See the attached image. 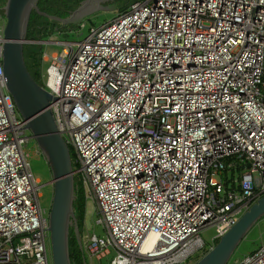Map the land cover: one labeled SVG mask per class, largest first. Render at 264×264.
<instances>
[{
	"label": "built area",
	"instance_id": "built-area-1",
	"mask_svg": "<svg viewBox=\"0 0 264 264\" xmlns=\"http://www.w3.org/2000/svg\"><path fill=\"white\" fill-rule=\"evenodd\" d=\"M0 20V264H52ZM44 45L63 47L40 78L104 234L82 242L87 264H186L264 195V0H145ZM232 264H264V242Z\"/></svg>",
	"mask_w": 264,
	"mask_h": 264
},
{
	"label": "water",
	"instance_id": "water-1",
	"mask_svg": "<svg viewBox=\"0 0 264 264\" xmlns=\"http://www.w3.org/2000/svg\"><path fill=\"white\" fill-rule=\"evenodd\" d=\"M39 0H6L2 8L4 30L2 42V74L5 87L11 95L16 110L26 121L25 128L31 134L44 157L51 174V204L48 213V231L52 264H71L69 258V230L73 229L82 251V242L75 219L73 202L74 174L69 148L58 133L54 117L49 108L51 96L32 78L23 56V46L32 44H53L55 42H30L26 40L31 12L59 22L62 26L77 24L92 8L100 7L105 0H85L66 18L47 15L39 11ZM115 9L108 5L107 11ZM249 166H246L248 168ZM264 216V196L257 199L237 222L210 247L194 264H227L234 251L250 229Z\"/></svg>",
	"mask_w": 264,
	"mask_h": 264
},
{
	"label": "rangeland",
	"instance_id": "rangeland-1",
	"mask_svg": "<svg viewBox=\"0 0 264 264\" xmlns=\"http://www.w3.org/2000/svg\"><path fill=\"white\" fill-rule=\"evenodd\" d=\"M5 0H0V8H2V5ZM85 1L82 0L78 7L81 5V3ZM145 0H105L99 3L100 7L98 8H92L90 9L87 14L83 17L82 21L77 24H69L67 25V31H71V33L67 32L66 35L61 36L60 34H54L53 36L49 37L47 40H42L41 42H80L84 40V38L87 36L88 30L91 27L98 28L99 26L103 25L106 22L111 21L113 18L117 17L118 15H121L125 11H127L131 4L136 2H143ZM95 0H93V3ZM5 4V3H4ZM108 5H112L115 7V9H111L110 11H107ZM128 5V6H127ZM127 6L124 10V7ZM77 7V8H78ZM75 8L74 10H76ZM1 13V10H0ZM1 24V20H0ZM84 25L83 28H81V25ZM44 50H47L49 52L53 51H60L63 47L58 45H45L40 44ZM26 54L29 53V50L26 48ZM35 51L34 49H32ZM38 147L34 141H30L27 146L25 147V153L28 155V163L30 165L31 171L34 175V177L39 180V184L41 186L39 192L41 194V197L39 198V205L42 208L49 209L51 204V197H52V188L49 186V182L51 181V174L49 171V167L42 156V154L38 151ZM77 177V176H76ZM74 177V180H78ZM85 195V193H84ZM86 199V196H85ZM97 209L95 207V203L90 198L89 200L86 199V216H85V224L80 236L81 242L85 241L86 235H90L92 233L97 234L99 237H103V230L100 225L97 224ZM214 236V228H208L201 232V237L203 241L206 244L205 250H208L212 244H211V238ZM264 242V218L260 219L247 233L245 238L240 242L236 250L234 251L232 257L230 258L229 262L227 264H232L234 262L241 261L244 257L247 255L252 254L256 250H258L261 246V244ZM205 250H201L198 253L194 254L189 261L186 264H194L196 260H198ZM113 257V252H111V255L105 258L101 261V264H108L110 259ZM87 263L90 262V260L86 257ZM92 263L95 264V260H92Z\"/></svg>",
	"mask_w": 264,
	"mask_h": 264
},
{
	"label": "trees",
	"instance_id": "trees-1",
	"mask_svg": "<svg viewBox=\"0 0 264 264\" xmlns=\"http://www.w3.org/2000/svg\"><path fill=\"white\" fill-rule=\"evenodd\" d=\"M6 1V0H5ZM4 1V3H5ZM82 0H39L37 2V7L40 12L46 13L47 15L59 17V18H66L68 15L67 10H74L78 7ZM2 5V8L4 6ZM128 6V5H127ZM124 7L125 8L127 7ZM2 8H0L1 13L0 15L4 18V13ZM62 25L59 22L54 20H50L44 16L37 14L36 12L32 11L29 17L27 33H26V40L32 42H40L42 40H47L49 37L53 36L55 33L64 36L67 34V29L61 30ZM71 33V31H69ZM68 32V33H69ZM43 45V44H42ZM26 48L29 50V53L26 54ZM34 49L35 51H33ZM43 47L40 44H25L23 46V56L26 68L32 78L38 83L40 86L42 85L41 82V53L43 51ZM69 153L71 159L73 160L75 157L73 148L68 145ZM74 171L78 169V165H73ZM242 172V168L240 166H236V169L230 172V177L228 181H233V178L240 175ZM77 176V177H76ZM76 179L74 180V194L75 200L73 202V210L75 219L77 221L79 235L81 236L85 216H86V199L84 195V190L81 184V176L80 174L74 175ZM73 177V178H74ZM227 176L225 175V178ZM75 179V178H74ZM264 216L262 217V219ZM218 242V240L214 243V245ZM205 250V249H204ZM207 250L204 251V253ZM203 253V254H204ZM69 258L71 264H87L86 258L83 255L82 251L79 250L75 234L73 229L70 228L69 230ZM197 261V260H196Z\"/></svg>",
	"mask_w": 264,
	"mask_h": 264
},
{
	"label": "flooded vegetation",
	"instance_id": "flooded-vegetation-1",
	"mask_svg": "<svg viewBox=\"0 0 264 264\" xmlns=\"http://www.w3.org/2000/svg\"><path fill=\"white\" fill-rule=\"evenodd\" d=\"M73 11H74V10H71V11H70V10H67V12H68L67 17H68V16L70 15V13H72ZM66 27H67V26H62V27H61V30L67 29ZM49 186L52 188L51 185H49Z\"/></svg>",
	"mask_w": 264,
	"mask_h": 264
},
{
	"label": "clouds",
	"instance_id": "clouds-1",
	"mask_svg": "<svg viewBox=\"0 0 264 264\" xmlns=\"http://www.w3.org/2000/svg\"><path fill=\"white\" fill-rule=\"evenodd\" d=\"M73 166V165H72ZM73 169H74V167H73ZM264 196V195H263ZM89 200V199H88ZM95 203V202H94ZM96 207V206H95ZM98 215V214H97ZM212 247V246H211Z\"/></svg>",
	"mask_w": 264,
	"mask_h": 264
}]
</instances>
